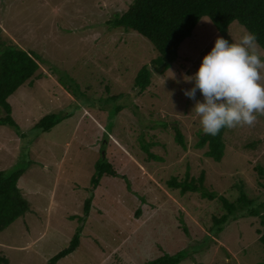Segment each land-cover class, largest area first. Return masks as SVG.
I'll list each match as a JSON object with an SVG mask.
<instances>
[{
  "label": "rangeland",
  "instance_id": "1",
  "mask_svg": "<svg viewBox=\"0 0 264 264\" xmlns=\"http://www.w3.org/2000/svg\"><path fill=\"white\" fill-rule=\"evenodd\" d=\"M133 2L0 0L2 40L34 51L40 70L50 74L10 96L20 130L0 125V170H25L19 187L30 202L26 214L0 232V259L48 264L67 247L83 224L73 216L84 214L96 163L106 155L121 175L103 176L80 246L57 264H145L184 249L190 253L180 264H264L260 216L232 220L215 233L213 216L227 212L222 200L169 187L173 176L184 179L188 172L198 178L205 172L208 190L230 201H238L241 185L250 198L264 200L258 169L264 168V116L254 126L228 128L222 161L207 157L208 147H197L202 128L195 101L183 90L192 87L186 76L214 46V25L203 18L173 66L153 70L152 84L141 91L136 77L152 64L156 49L135 31L107 22ZM245 31L233 23L225 39L234 42ZM197 99L203 101L199 92ZM50 114L62 120L42 131L37 124ZM174 126L183 132L186 148L176 141ZM149 141L157 142L152 150L162 159H147L141 145Z\"/></svg>",
  "mask_w": 264,
  "mask_h": 264
},
{
  "label": "trees",
  "instance_id": "2",
  "mask_svg": "<svg viewBox=\"0 0 264 264\" xmlns=\"http://www.w3.org/2000/svg\"><path fill=\"white\" fill-rule=\"evenodd\" d=\"M208 17L214 25L216 36L212 37L211 44L215 43L218 36L226 38L227 32L233 23L238 22L246 31L256 36V42L264 50V0H134L130 7L123 13H118L107 22L113 28H124L126 31L133 30L149 40L156 49L157 55L152 64H146L136 77V88L145 91L152 84L153 70L160 73L167 71L177 60L181 45L194 35L198 24ZM41 63L34 51L21 48L14 40L3 41L0 36V112L6 113L0 117V125H10L20 130L18 123L12 117V105L9 98L21 86L27 82L39 78L42 79L45 71L40 70ZM39 71L41 73H39ZM123 107L116 109L117 112ZM62 117L57 114L44 116L37 124L42 131H48L60 123ZM165 127L169 126L164 122ZM176 129V141L183 147H187L183 132L179 126ZM227 127L220 129L215 136L207 135L201 129L199 131L198 148L208 147L205 155L214 161H222L227 145L224 134ZM156 141L142 142V149L147 159H162L152 150ZM258 169L264 177V168L259 165ZM24 169L12 172L0 170V232L9 227L18 218L24 216L30 209V202L23 195L19 180L24 174ZM121 175L114 165L108 161L106 155L96 163V172L92 177V196L86 199L84 214L78 217L83 224L76 229L70 244L54 255L48 264H57L60 259L73 253L81 243V233L87 221L94 197V190L100 184L104 175ZM264 186V181L260 180ZM244 185L239 186L240 197L238 201H230L225 195H218L209 191L205 184V172L198 177H190L189 173L184 179L173 176L169 180V187L179 189L181 194L189 192L202 193L204 198L213 200L219 197L227 212L222 216H213L212 230L219 233L230 221L247 215L260 216L263 227L258 229L260 242L264 246V200L250 198L245 192ZM140 213V209H139ZM184 249L176 254H162L158 258L148 260L145 264H180L190 253ZM4 264L8 262L0 259Z\"/></svg>",
  "mask_w": 264,
  "mask_h": 264
},
{
  "label": "clouds",
  "instance_id": "3",
  "mask_svg": "<svg viewBox=\"0 0 264 264\" xmlns=\"http://www.w3.org/2000/svg\"><path fill=\"white\" fill-rule=\"evenodd\" d=\"M186 77L192 87L183 93L195 101L192 109L205 134L215 136L223 127H251L264 116V59L253 33L245 31L234 42L218 36L198 70Z\"/></svg>",
  "mask_w": 264,
  "mask_h": 264
},
{
  "label": "crops",
  "instance_id": "4",
  "mask_svg": "<svg viewBox=\"0 0 264 264\" xmlns=\"http://www.w3.org/2000/svg\"><path fill=\"white\" fill-rule=\"evenodd\" d=\"M43 71H45L46 76L49 78L50 74L46 72V70L43 69Z\"/></svg>",
  "mask_w": 264,
  "mask_h": 264
}]
</instances>
